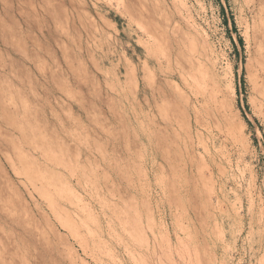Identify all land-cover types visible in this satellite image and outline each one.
<instances>
[{"label": "rangeland", "instance_id": "rangeland-1", "mask_svg": "<svg viewBox=\"0 0 264 264\" xmlns=\"http://www.w3.org/2000/svg\"><path fill=\"white\" fill-rule=\"evenodd\" d=\"M18 262L264 264V0H0Z\"/></svg>", "mask_w": 264, "mask_h": 264}, {"label": "bare ground", "instance_id": "bare-ground-1", "mask_svg": "<svg viewBox=\"0 0 264 264\" xmlns=\"http://www.w3.org/2000/svg\"><path fill=\"white\" fill-rule=\"evenodd\" d=\"M216 98V97H215ZM197 122V121H196ZM18 264H19V262H18ZM30 264V263H29Z\"/></svg>", "mask_w": 264, "mask_h": 264}]
</instances>
